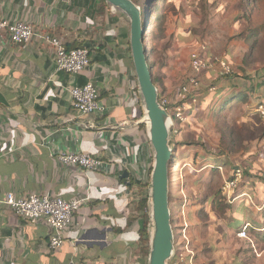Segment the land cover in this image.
I'll return each instance as SVG.
<instances>
[{"label": "crops", "instance_id": "crops-1", "mask_svg": "<svg viewBox=\"0 0 264 264\" xmlns=\"http://www.w3.org/2000/svg\"><path fill=\"white\" fill-rule=\"evenodd\" d=\"M197 2L221 7L223 0ZM194 9L193 27L180 15H171L163 43L156 47L158 58L152 62L159 93L170 100L171 107L191 72V54L202 47L187 34L200 27L219 30L223 25L217 7L204 17L210 24L207 19L200 21L202 14L197 6ZM0 17L30 23L69 48L90 43L96 59L91 58L90 67L72 83L69 75L57 71L51 48L38 42L15 45L0 31V264H142L137 253L134 183L147 181L154 151L146 126L142 128V102L135 92L130 25L126 28L130 21L101 0H0ZM228 22L235 34L240 33L244 25L240 16L235 14ZM227 43L223 56L242 78L203 74L202 87L210 83L213 88L191 104L190 121L179 125L180 134L188 132L185 128L196 119L208 122L220 114L216 110L219 98L213 96L223 89L250 92L251 105L242 103L247 109L264 101V63L257 60L264 51H250V41L227 39ZM203 55L215 57L207 48ZM87 83L97 87L107 108L105 115L79 117L63 90ZM71 153H87L100 160L103 168L64 167L60 158ZM10 193L16 197L49 194L65 200L88 196L89 201L75 216L64 247L52 251L46 225H30L3 204ZM181 254L179 250L177 257ZM168 264H178L177 259Z\"/></svg>", "mask_w": 264, "mask_h": 264}, {"label": "rangeland", "instance_id": "rangeland-1", "mask_svg": "<svg viewBox=\"0 0 264 264\" xmlns=\"http://www.w3.org/2000/svg\"><path fill=\"white\" fill-rule=\"evenodd\" d=\"M197 1L167 0L161 12L163 27L165 26L167 30L171 15L172 17L180 15L183 20H187V25L193 27L196 19L194 9L196 6L202 14L200 21L204 22L207 19L209 23V18L204 19V17L217 7V10L221 11L222 28L220 26L219 30H213L200 27L190 31L187 36L197 38L198 43L206 46L209 53H214L215 57L222 56L223 60H227L223 56L227 54V45L229 46L227 39L237 35L232 27L229 28L228 21L237 14L244 21L240 33L250 36L251 43L255 45L254 48L264 51V0H223L221 7L218 4L203 3L205 8L202 7L201 2ZM111 10L118 15H123L120 11ZM211 22L214 24L213 19ZM152 23H155L154 17ZM216 23L220 24L219 21ZM129 25L127 22V29ZM253 31L256 32L253 34ZM162 38L160 31H157V35L151 38L149 47L155 48L149 61L151 64L154 59L158 58L159 52L156 47L161 46L164 39ZM262 56L263 54L258 56L257 60L264 63V56ZM215 57L207 56L206 59L212 62ZM231 67L232 75L221 78H242L236 67L232 65ZM214 69L216 72H212L219 77L220 66L216 65ZM201 83H203L202 78ZM206 85L201 90V97L206 96V92L213 88V84L207 83ZM135 86H137V79ZM219 113L208 122L196 119L192 126L185 128L188 129L185 134H180L182 132L179 130L175 132V127L171 126L172 142L180 139L183 142L196 143L200 155L207 149L212 150L209 151L212 155L217 151L223 154V164H218L213 160L202 161L201 158L194 161L187 155L180 159L178 167L173 169L170 186L172 226L176 240L180 238L183 223L188 225L190 237L187 247L179 245L177 248V252L180 250V253L185 255L184 261L181 262L178 259L177 263L264 264V225H260L257 221L258 217L263 214L258 205L260 200L264 203L262 188L256 185L252 189L240 188L234 193L223 191L234 166L244 168L251 165L254 170H259V175L264 178V158L262 156L264 139L261 138L264 131V119L259 116L253 118L250 108H244L241 102H236ZM214 167L215 171L212 170ZM243 231L246 232V236L240 237L239 233ZM177 252L172 259H177Z\"/></svg>", "mask_w": 264, "mask_h": 264}, {"label": "built area", "instance_id": "built-area-1", "mask_svg": "<svg viewBox=\"0 0 264 264\" xmlns=\"http://www.w3.org/2000/svg\"><path fill=\"white\" fill-rule=\"evenodd\" d=\"M0 31L5 33L15 45L27 47L34 42H38L51 48L57 71L69 75L72 83L75 82L76 76L84 72L91 65L90 53L87 49L69 51L57 36L47 31L37 30L33 25L25 21H11L0 17ZM205 52L206 46H202L191 54V72L187 76L185 83L179 88L175 106L171 107L170 100L165 97H162L160 100L161 105L167 112L171 108L175 120L181 126L189 123L191 104L201 97V90L203 88L201 76L204 73L215 71L214 66L216 65L220 66L219 77L231 76L233 73V69L227 60L215 57L210 62L203 55ZM63 90L72 99L74 109L79 117L86 118L92 115L103 116L106 114L107 108L100 100L99 91L93 83H87L81 87L68 85ZM257 113L261 119H264V101L260 103ZM142 122H144L143 118ZM171 126L174 128L173 119ZM60 160L64 167L67 168L77 167L88 171H98L103 168V163L100 160L87 153L66 154ZM241 180L242 174L237 173L233 179H229L225 183L223 191L225 193H234L238 189ZM88 201V196L65 200L49 194H31L25 197H16L13 193H10L6 195L3 204L9 207L17 218L25 220L30 225H46L51 232L49 247L52 251H57L64 247L67 231L73 226L75 216ZM182 228L179 240H176L175 236L173 257L176 255L179 245L187 247L190 243L188 225L183 223ZM239 236L245 237L246 232H240ZM178 259L183 262L185 255L181 254L177 257ZM70 264L81 263L71 261Z\"/></svg>", "mask_w": 264, "mask_h": 264}, {"label": "water", "instance_id": "water-1", "mask_svg": "<svg viewBox=\"0 0 264 264\" xmlns=\"http://www.w3.org/2000/svg\"><path fill=\"white\" fill-rule=\"evenodd\" d=\"M105 1L111 9L120 11L130 21V47L142 102L143 124L154 151L149 185L150 243L147 264H168L175 249L169 205L171 170L175 161V152L171 146L172 118L161 105L160 93L153 82L146 57L142 9L131 0Z\"/></svg>", "mask_w": 264, "mask_h": 264}, {"label": "trees", "instance_id": "trees-1", "mask_svg": "<svg viewBox=\"0 0 264 264\" xmlns=\"http://www.w3.org/2000/svg\"><path fill=\"white\" fill-rule=\"evenodd\" d=\"M105 7L110 9L111 7L105 3V0H101ZM134 2L137 6H139L142 9L143 13V28L145 29L144 34V45L146 50V57L148 59V64L151 69L152 77H153V64H151L149 61L151 59L152 53L155 51V48L149 47L151 43V38L155 35H157V31H160L163 38H165L166 35V28L163 27L162 24V6L167 4V0H131ZM202 7H204V4L201 2ZM149 17V18H148ZM155 18V23H152V18ZM166 25V24H165ZM256 31H253V34ZM256 36V35H255ZM162 38V39H163ZM238 40V41H251L250 36H244V33H239L235 36H233L229 41ZM67 50H75V49H87L90 53V58H92V61H96L95 58L92 57L93 53V47L90 43H80L75 48H69L66 46ZM255 47L254 43H251L250 51ZM255 49V48H254ZM253 49V50H254ZM153 82L157 86V82L153 77ZM135 92L138 93L137 86L135 87ZM213 97H218V103L216 110L219 112H222L226 108H228L230 105H233L236 102H250V92L247 91H237L232 89H223L219 92H216V94ZM162 96L160 94V100ZM219 106V107H218ZM259 104H256L254 108L251 109V106H249L251 110V116L254 118L256 116V111L259 108ZM256 110V111H255ZM169 114L171 115L173 121H174V131L177 132L179 128V123L175 120V117L171 111V108L168 109ZM255 126V123L253 122V127ZM142 128H145V124H142ZM263 131V130H262ZM232 133V132H231ZM261 138L264 139V131L261 136ZM171 145L173 147V151L175 152V161L174 166L172 167L171 174H173V169L178 167V162L180 159H183L187 155H189V158L193 159L194 161H197L198 158H201L202 161H210L213 160L218 164H223V158L221 151H217L216 154H211L209 151H212L210 149L204 150L203 153L200 155L199 147L196 143L192 142H183L177 140V141H171ZM203 146V144H202ZM264 158V154L262 155ZM262 158V157H260ZM259 158V159H260ZM263 160V159H261ZM153 167V158L150 160L149 169L147 171V181H136L134 185H136V195H135V201L133 203L134 211L137 214L136 219L139 223V247L137 249V253L140 254L142 257V264H147V258L149 256V243H150V236H149V224H150V205H149V185H150V176L152 172ZM213 171L216 170L214 167L212 169ZM259 170H254L251 165H248L244 168L241 166H234L231 169V175L230 179H233L237 173L242 174V180L238 185V189H247V188H253L254 186L258 185L259 187H264V178L262 175H259ZM171 186V184H170ZM237 189V190H238ZM264 192V191H263ZM264 196V194H263ZM171 194L169 195V205L171 208ZM258 205L261 207V212H263L262 215H260L257 219L259 223L264 224V205L262 200L258 201Z\"/></svg>", "mask_w": 264, "mask_h": 264}]
</instances>
